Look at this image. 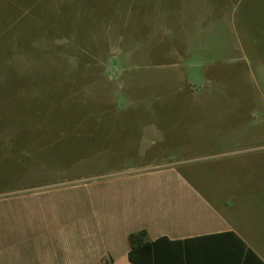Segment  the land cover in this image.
<instances>
[{
  "label": "rangeland",
  "instance_id": "obj_1",
  "mask_svg": "<svg viewBox=\"0 0 264 264\" xmlns=\"http://www.w3.org/2000/svg\"><path fill=\"white\" fill-rule=\"evenodd\" d=\"M147 165L264 208V0H0V217Z\"/></svg>",
  "mask_w": 264,
  "mask_h": 264
},
{
  "label": "crops",
  "instance_id": "obj_2",
  "mask_svg": "<svg viewBox=\"0 0 264 264\" xmlns=\"http://www.w3.org/2000/svg\"><path fill=\"white\" fill-rule=\"evenodd\" d=\"M163 167L93 192L91 217H63L57 199H23L22 217H0V264H131L128 235L141 230L178 248L179 264H238L246 249L264 264V208L250 209V184L153 181Z\"/></svg>",
  "mask_w": 264,
  "mask_h": 264
},
{
  "label": "trees",
  "instance_id": "obj_3",
  "mask_svg": "<svg viewBox=\"0 0 264 264\" xmlns=\"http://www.w3.org/2000/svg\"><path fill=\"white\" fill-rule=\"evenodd\" d=\"M145 231H136L128 235L130 250L127 260L131 264H179L180 250L173 244L165 243V239L154 242L144 240ZM238 264H263L249 250L246 249Z\"/></svg>",
  "mask_w": 264,
  "mask_h": 264
}]
</instances>
